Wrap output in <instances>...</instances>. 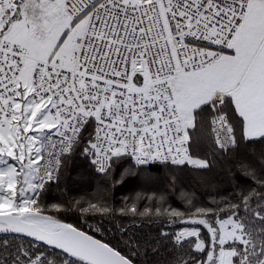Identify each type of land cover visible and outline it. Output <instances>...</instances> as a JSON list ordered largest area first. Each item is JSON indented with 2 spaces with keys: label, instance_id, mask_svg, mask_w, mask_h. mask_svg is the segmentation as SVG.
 I'll list each match as a JSON object with an SVG mask.
<instances>
[{
  "label": "snow or ice",
  "instance_id": "6c2138e0",
  "mask_svg": "<svg viewBox=\"0 0 264 264\" xmlns=\"http://www.w3.org/2000/svg\"><path fill=\"white\" fill-rule=\"evenodd\" d=\"M217 157L206 201L115 204ZM76 162L95 191L46 200ZM0 264H264V0H0Z\"/></svg>",
  "mask_w": 264,
  "mask_h": 264
},
{
  "label": "trees",
  "instance_id": "16d2710c",
  "mask_svg": "<svg viewBox=\"0 0 264 264\" xmlns=\"http://www.w3.org/2000/svg\"><path fill=\"white\" fill-rule=\"evenodd\" d=\"M198 150L202 155L211 151L206 142H201ZM225 167L224 160L220 157L216 158V161L213 163V167L210 170L203 173L187 169L170 171L162 165L150 167L147 169L146 173L142 172L139 176L128 178L127 184L116 191L115 204L119 207L124 196L135 195L136 191L146 190L155 191L157 194L164 193L168 198V203L174 207L183 209L185 204L179 198L181 191L194 193L197 199H203L206 201L208 197L205 193L211 191V185H217L221 188L230 187L227 182V177L224 174ZM82 168L83 165L80 162L69 164L65 171V182L62 183L61 186L62 191H57L53 188L45 194V199L52 202L54 199H67L70 197L79 198L80 196L90 195L94 192L97 183L102 178L96 177L88 179L85 176L82 179L80 176ZM173 175L176 177L175 191L169 187V182ZM146 177H150V179H146ZM66 218L69 222L80 223L78 214L67 213ZM98 221L99 218L96 220H90L89 222L97 223ZM148 231L147 228H144L139 230L137 234L142 235ZM152 234H156L154 230Z\"/></svg>",
  "mask_w": 264,
  "mask_h": 264
}]
</instances>
